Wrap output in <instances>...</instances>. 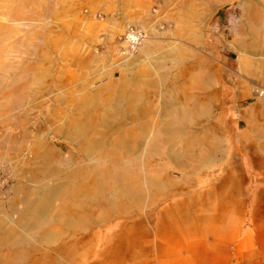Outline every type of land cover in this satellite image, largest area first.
I'll return each mask as SVG.
<instances>
[{
    "label": "rangeland",
    "instance_id": "obj_1",
    "mask_svg": "<svg viewBox=\"0 0 264 264\" xmlns=\"http://www.w3.org/2000/svg\"><path fill=\"white\" fill-rule=\"evenodd\" d=\"M249 123L264 0H0V264H264Z\"/></svg>",
    "mask_w": 264,
    "mask_h": 264
},
{
    "label": "crops",
    "instance_id": "obj_2",
    "mask_svg": "<svg viewBox=\"0 0 264 264\" xmlns=\"http://www.w3.org/2000/svg\"><path fill=\"white\" fill-rule=\"evenodd\" d=\"M112 99H118L119 101L123 100L122 95H118ZM111 99V100H112ZM256 102L254 101L253 104H255ZM90 114H92V112H89ZM88 112L83 113L84 115L89 114ZM28 123L26 122L23 126V130H22V137L24 138L25 135H28L29 133L31 134V132L26 131L25 127H27ZM21 127V126H20ZM22 128V127H21ZM246 137H247V147H249L250 151L249 154L252 155V157H254V163H262L260 164L261 167H264V124H254V123H249L246 127ZM28 140H29V136H28ZM34 144L32 145V147L36 146V147H46L48 145L47 142L42 141L41 138H39L38 136H35V140H34ZM231 195V196H236L238 195V189L233 190V188L231 187L230 190L226 189L225 195ZM231 210H233V207L231 208ZM236 210V209H235ZM232 236V235H231ZM231 236H222L221 237V242L220 243V247L221 249L224 251V253L226 254L225 257L222 258V261L220 259L219 264H228L229 261V253H231V246L230 244L232 243V237Z\"/></svg>",
    "mask_w": 264,
    "mask_h": 264
},
{
    "label": "built area",
    "instance_id": "obj_3",
    "mask_svg": "<svg viewBox=\"0 0 264 264\" xmlns=\"http://www.w3.org/2000/svg\"><path fill=\"white\" fill-rule=\"evenodd\" d=\"M145 30L127 24L122 33L117 37L116 52L124 60L127 57L134 55L140 45L146 39Z\"/></svg>",
    "mask_w": 264,
    "mask_h": 264
},
{
    "label": "bare ground",
    "instance_id": "obj_4",
    "mask_svg": "<svg viewBox=\"0 0 264 264\" xmlns=\"http://www.w3.org/2000/svg\"><path fill=\"white\" fill-rule=\"evenodd\" d=\"M76 133H77V131H76ZM68 135V134H67ZM85 137V136H84ZM86 138V137H85ZM87 139V138H86ZM70 140V139H69ZM87 142V141H86ZM92 142V141H91ZM87 146V145H86ZM50 150V149H49ZM84 155H85V153H84ZM88 155V154H87ZM40 157V156H39ZM90 173V172H89ZM89 177V176H88ZM93 177V176H92ZM94 179V178H93ZM68 180V179H67ZM71 182H73V181H71ZM70 183V182H69ZM127 183V182H126ZM130 183V182H129ZM122 185V184H121ZM46 190V189H45ZM68 190V189H67ZM45 197V196H44ZM48 199V198H47ZM69 203V202H68ZM67 203V204H68Z\"/></svg>",
    "mask_w": 264,
    "mask_h": 264
}]
</instances>
